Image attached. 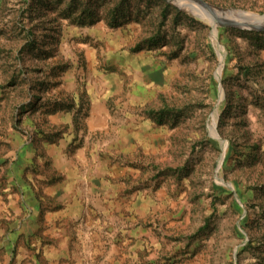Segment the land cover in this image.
Masks as SVG:
<instances>
[{"label":"rangeland","instance_id":"rangeland-1","mask_svg":"<svg viewBox=\"0 0 264 264\" xmlns=\"http://www.w3.org/2000/svg\"><path fill=\"white\" fill-rule=\"evenodd\" d=\"M233 11L264 0H0V264L54 263L66 174L96 187L68 264H264V31Z\"/></svg>","mask_w":264,"mask_h":264},{"label":"crops","instance_id":"crops-1","mask_svg":"<svg viewBox=\"0 0 264 264\" xmlns=\"http://www.w3.org/2000/svg\"><path fill=\"white\" fill-rule=\"evenodd\" d=\"M66 176H70L71 178H80L82 181L88 183L87 187L80 189H72L68 192L67 202L62 203L63 206L59 207L57 211L53 212L46 222L51 223V227L54 229L49 232V236L53 239V243L50 245H44L41 249V255L44 259H51L54 261L53 264H68L67 261L71 258H79L78 253L76 252V247L73 245L70 246L68 236H62V232H67L66 230L61 229V227H69L72 226L74 218V208L77 203L80 208L81 202H84V199L88 197V195H93L96 193V187H93V175L92 174H66ZM63 194H59V200H62ZM80 210V209H79ZM47 236V234H46ZM39 244V242H37ZM75 252V254H74ZM69 264H73L70 262ZM77 264V262L75 263Z\"/></svg>","mask_w":264,"mask_h":264},{"label":"bare ground","instance_id":"bare-ground-1","mask_svg":"<svg viewBox=\"0 0 264 264\" xmlns=\"http://www.w3.org/2000/svg\"><path fill=\"white\" fill-rule=\"evenodd\" d=\"M225 13H227V12H225ZM228 15L236 21H242V22L246 21L245 22L246 24H250V25L257 24L259 26L264 25V16L263 17H257V16H254L252 14H247L244 12H237V11L229 12Z\"/></svg>","mask_w":264,"mask_h":264},{"label":"water","instance_id":"water-1","mask_svg":"<svg viewBox=\"0 0 264 264\" xmlns=\"http://www.w3.org/2000/svg\"><path fill=\"white\" fill-rule=\"evenodd\" d=\"M190 1H195V0H190ZM200 5H201V4H200ZM202 6L205 7V8H207V9H209V10H215V11H219V12H223V13L226 12V11H224V10H222V9L215 8V7L210 6V5L202 4ZM247 13H248V12H247ZM249 14H252V13H249ZM263 16H264V15H263ZM225 23H226V24H229V23H227V20L225 21ZM230 24H231V25H234V23H230ZM249 27H250L251 29H256V30L264 31V26L262 27V26H259V25H257V24H252V25L249 24ZM214 31H215V30H214ZM215 33H216V31H215Z\"/></svg>","mask_w":264,"mask_h":264}]
</instances>
